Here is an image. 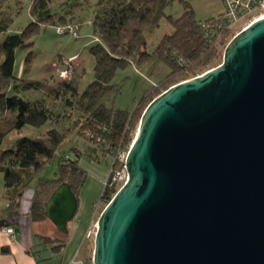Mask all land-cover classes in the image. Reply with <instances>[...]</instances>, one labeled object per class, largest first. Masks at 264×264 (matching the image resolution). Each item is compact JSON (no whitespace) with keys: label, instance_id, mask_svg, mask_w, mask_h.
Masks as SVG:
<instances>
[{"label":"water","instance_id":"obj_1","mask_svg":"<svg viewBox=\"0 0 264 264\" xmlns=\"http://www.w3.org/2000/svg\"><path fill=\"white\" fill-rule=\"evenodd\" d=\"M124 169L92 264H264V17L146 106ZM76 211L66 183L44 203L62 234Z\"/></svg>","mask_w":264,"mask_h":264},{"label":"trees","instance_id":"obj_2","mask_svg":"<svg viewBox=\"0 0 264 264\" xmlns=\"http://www.w3.org/2000/svg\"><path fill=\"white\" fill-rule=\"evenodd\" d=\"M175 1L182 5L183 12L173 19L165 11ZM88 2L31 0L29 14L32 22L20 33L4 36L0 40L1 197L7 203L1 214L9 220L19 215L20 201L28 185L51 161L56 149L71 131H76L90 146L83 151L74 148V160L70 156H60L57 178L37 182L29 206L31 220L46 219L44 203L52 190L62 183L69 186L78 202L80 187L86 179V172L78 165L82 156L94 162H99V155L112 158L111 171L101 192L100 202L106 205L119 189V186L110 185L111 176L123 167L121 158L133 141L132 131L138 127L144 109L154 98L145 100L142 97L132 111L110 107L109 99L121 87L113 83L117 70L127 65L142 67L152 59L158 60L168 69L161 79L166 81L163 83L165 91L189 75L202 74L215 67L211 66L215 63V44L208 42L201 30L202 23L207 24L215 18L202 22L195 20L193 10L183 0H95L91 19L88 20L96 41L89 47L94 59L93 80L83 91L77 88L73 62L72 74L67 79L59 78V74L57 81L52 78L25 80L15 77L17 49L28 51L33 45V37L42 26L63 28L64 33L70 34V30L76 28L77 33L81 24L75 20V14ZM162 19L168 22L173 31L164 34L155 47L147 51V35ZM5 30L6 22H0V32ZM227 31H223V34ZM30 55L31 51H28L25 63L29 62ZM64 62H61L62 68ZM58 65H55L56 71ZM10 91L14 94L10 95ZM25 91L39 92L42 97L28 101L15 95ZM141 102L142 106L139 107ZM65 118L72 120L71 126L57 128L56 125ZM25 128L33 130L35 135H22ZM66 241L67 233L40 237L41 244H56L54 249L61 248Z\"/></svg>","mask_w":264,"mask_h":264},{"label":"rangeland","instance_id":"obj_3","mask_svg":"<svg viewBox=\"0 0 264 264\" xmlns=\"http://www.w3.org/2000/svg\"><path fill=\"white\" fill-rule=\"evenodd\" d=\"M30 1L31 0H0V22H6V30L5 32H0V40H2L4 36L20 33L32 22L31 15L29 14ZM64 1L65 0H56L57 3ZM183 1L191 7L194 18L197 21L202 22L212 18L216 19L223 12L221 0ZM94 2L95 0H89L88 5L75 14V20L77 23L81 24L77 32V37L72 36L70 33L58 34L54 26L46 25L42 26L32 39L33 45L28 50L31 51V55L28 59L29 62L25 63L28 51L17 49L14 61V76L18 78L22 77L25 80L52 78L57 81L58 72L55 69V65L59 64L58 68H62V61L74 59L73 63L76 68L75 79L77 88L79 91H83L93 80L94 59L89 52V47L96 44V41L92 36L91 26L88 20L91 19ZM182 12V5L178 1L173 2L165 11L166 15H170L173 19L181 16ZM244 24L234 27L225 34L222 33L213 41L216 54L214 58L215 63L211 66H217L221 63L225 46L234 35L242 30ZM172 31V27L168 22L162 19L159 25L152 28L147 35V51H151L164 34H170ZM167 73V66L155 59H152L142 67L127 65L124 69L117 70L113 83L121 85V87L119 92L109 99L108 105L114 109L132 111L142 97V99L150 100V98H155L164 91L163 83L166 81H161V79H163ZM196 75H201V73ZM196 75H189L185 77L184 80L191 79ZM169 87H171V85ZM9 94L13 95L14 93L10 91ZM15 95L28 101L40 100L42 97L39 92L35 91H25ZM142 103L143 102L139 104V107L142 106ZM71 123V119L65 118L61 120L56 127L59 129L68 128L71 126ZM136 131L137 128L132 131V138H134ZM22 135L34 136L35 134L33 130L29 131L25 128ZM88 146H90V144L87 140L78 136L76 131H71L63 143L56 149L51 161L47 163L30 182L27 187L28 192L26 191V195L29 191L34 190L38 181H51L57 178V161L60 156H70L74 160L75 154L73 149L76 148L83 151ZM106 156L102 157V155H99V162L90 161L86 156H82L83 158L80 160H82V162L84 161V163L94 162L96 165L103 166L105 157L106 159L110 157L108 155ZM88 175L89 174H86L85 185L80 187L77 202L78 212H80L82 203L86 200L90 201L95 194L94 189H88L87 191L86 183H89L91 180L87 179ZM89 176L91 177V175ZM2 183L3 176L0 172V193L2 192ZM120 185L118 184V186ZM98 200L99 201L93 206L97 216H99L105 206L103 201L100 202L99 195ZM90 240H92L91 243L93 244V239L91 238ZM91 258H89L88 264H92Z\"/></svg>","mask_w":264,"mask_h":264},{"label":"crops","instance_id":"obj_4","mask_svg":"<svg viewBox=\"0 0 264 264\" xmlns=\"http://www.w3.org/2000/svg\"><path fill=\"white\" fill-rule=\"evenodd\" d=\"M106 157L103 166L79 160L78 165L86 174L91 175L87 176V179H91L86 183L87 191L94 189L95 194L90 201L82 203L80 212L76 211L67 224V241L59 249L53 248L56 244L40 242V237H54L58 234L55 226L48 219L35 222L29 216L30 200L37 186L27 195L28 190H25L19 205V215L11 220L2 217L1 211L7 203L1 197L2 192L0 193V264H88L93 244L85 235L98 218L93 206L99 201L98 195L100 197L112 165V158ZM9 224L14 230L12 238L7 237L1 230Z\"/></svg>","mask_w":264,"mask_h":264},{"label":"built area","instance_id":"obj_5","mask_svg":"<svg viewBox=\"0 0 264 264\" xmlns=\"http://www.w3.org/2000/svg\"><path fill=\"white\" fill-rule=\"evenodd\" d=\"M221 2L223 5L222 14L212 22L201 24V30L208 42H213L214 40H216L225 30L231 31L234 27L245 23L242 27V29H244L254 21L264 17V0H221ZM75 29L76 28L71 29L70 32L72 35L77 36ZM56 32L58 34H63L64 29L57 28ZM73 61L74 59H70L64 62L63 68H57L59 78L67 79L68 77H70L73 70L71 62ZM126 154L127 152L121 158L123 167L112 174L110 185L118 186V184L122 185L126 181L127 175L124 169V160ZM1 230L9 238H12L14 236V230L11 226H5ZM95 230L96 223L92 229L87 231L85 238L93 239Z\"/></svg>","mask_w":264,"mask_h":264}]
</instances>
